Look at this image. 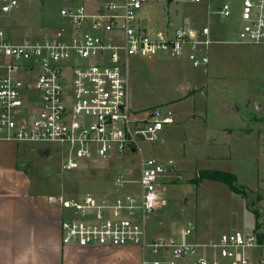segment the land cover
Segmentation results:
<instances>
[{
  "label": "built area",
  "instance_id": "obj_1",
  "mask_svg": "<svg viewBox=\"0 0 264 264\" xmlns=\"http://www.w3.org/2000/svg\"><path fill=\"white\" fill-rule=\"evenodd\" d=\"M153 1L62 0L58 25L42 36L15 39L0 28V141L39 145L59 155L62 171L95 158L141 152V141H156L176 115L132 112L131 59L186 57L192 67L203 68L214 39L207 24L158 26L146 12ZM19 6L18 0H6L0 11L9 14ZM214 12L230 16V3L223 1ZM239 16L236 42L264 44V0H241ZM170 176L179 177L174 160L147 157L140 160L136 180L118 174L112 181L115 191L127 182L137 184L136 191L49 194L48 202L64 211L61 243L136 246L139 264H264V243L253 230L199 239L194 222L187 221L173 231L150 233L159 185Z\"/></svg>",
  "mask_w": 264,
  "mask_h": 264
},
{
  "label": "rangeland",
  "instance_id": "obj_2",
  "mask_svg": "<svg viewBox=\"0 0 264 264\" xmlns=\"http://www.w3.org/2000/svg\"><path fill=\"white\" fill-rule=\"evenodd\" d=\"M5 1L0 0V7ZM18 1L20 6L13 12L0 11V28L8 35L15 39L24 34L42 36L58 25L62 0ZM223 1L231 6L228 17L214 12ZM240 3L155 0L146 9L161 27L170 21L173 27L194 29L207 24L214 39L203 68L192 67L186 57L131 59L128 95L132 112L141 117L159 109L176 115V121L165 125L156 141H141V152L91 159L65 171L59 167V155L52 152L44 156L39 145L0 141V189L8 184L12 191H36L41 196L132 192L137 184L130 182L115 191V176L123 174L136 180L141 158L171 159L176 162L179 177L161 181L160 205L148 226L150 233L173 231L187 221L194 222L199 239L231 229L251 232L253 219L246 203H253V208L261 206L260 221L264 218V44L236 42L241 25ZM224 127H253L258 133V147L253 142L256 137L252 141L242 134L225 136ZM210 138L215 142H209ZM224 155L230 158L222 159ZM201 169L233 172L237 183L247 187V197L220 181H194ZM159 220L163 225L155 223ZM135 252L131 247L114 248L112 252L82 257L83 264H130Z\"/></svg>",
  "mask_w": 264,
  "mask_h": 264
},
{
  "label": "crops",
  "instance_id": "obj_3",
  "mask_svg": "<svg viewBox=\"0 0 264 264\" xmlns=\"http://www.w3.org/2000/svg\"><path fill=\"white\" fill-rule=\"evenodd\" d=\"M192 77L194 78L193 75ZM222 130L225 136L242 134L249 136L250 140L256 137L252 141L256 148L259 145L258 133L256 130L253 131V127H224ZM208 141L213 143L215 139L210 138ZM224 143H227L226 139ZM221 158L226 159L230 156L224 155ZM6 186L9 187L8 184ZM7 187L0 189V264H83L82 257L89 254L112 252L114 248L127 247L136 251L135 258L127 261L130 264L140 263L142 254L136 246L108 248L64 246L60 240L61 209L58 205L48 202L49 194L41 196L36 191L20 193ZM247 213L253 219L251 225L253 229L254 216L250 211ZM155 223L163 225L162 220ZM119 254L117 252V255Z\"/></svg>",
  "mask_w": 264,
  "mask_h": 264
},
{
  "label": "trees",
  "instance_id": "obj_4",
  "mask_svg": "<svg viewBox=\"0 0 264 264\" xmlns=\"http://www.w3.org/2000/svg\"><path fill=\"white\" fill-rule=\"evenodd\" d=\"M203 179L220 181L226 184L234 193L239 194L244 198L247 197V187L237 183V177L233 172L219 169H201L198 171L194 181L197 182ZM246 208L250 210L254 216L253 232L256 235L257 241L259 243H264V218L260 221L262 213L259 210V206L253 208V203H246Z\"/></svg>",
  "mask_w": 264,
  "mask_h": 264
},
{
  "label": "water",
  "instance_id": "obj_5",
  "mask_svg": "<svg viewBox=\"0 0 264 264\" xmlns=\"http://www.w3.org/2000/svg\"><path fill=\"white\" fill-rule=\"evenodd\" d=\"M159 113H160V110L159 109H156L155 111H152L150 113V115H158ZM48 153H49V151L46 150V151L43 152V155L46 156ZM259 210H261V206H259Z\"/></svg>",
  "mask_w": 264,
  "mask_h": 264
},
{
  "label": "flooded vegetation",
  "instance_id": "obj_6",
  "mask_svg": "<svg viewBox=\"0 0 264 264\" xmlns=\"http://www.w3.org/2000/svg\"><path fill=\"white\" fill-rule=\"evenodd\" d=\"M150 114V113H149Z\"/></svg>",
  "mask_w": 264,
  "mask_h": 264
}]
</instances>
